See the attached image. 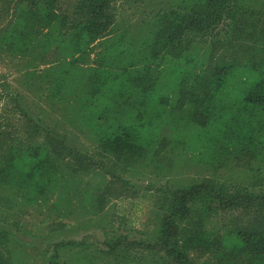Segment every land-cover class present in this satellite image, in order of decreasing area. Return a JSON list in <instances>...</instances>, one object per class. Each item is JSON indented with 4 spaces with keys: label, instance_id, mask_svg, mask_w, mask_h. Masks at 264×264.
<instances>
[{
    "label": "trees",
    "instance_id": "obj_1",
    "mask_svg": "<svg viewBox=\"0 0 264 264\" xmlns=\"http://www.w3.org/2000/svg\"><path fill=\"white\" fill-rule=\"evenodd\" d=\"M61 1L0 0V57L24 67L14 90L0 75V211L14 220L0 226V264L39 248L45 264H68L61 253L80 264H264V190L217 176L237 162L264 161V0H162L135 34L118 25L122 0H74L64 11ZM204 49L208 60L200 61ZM43 102L60 128L34 116ZM73 132L92 151L71 142ZM173 137L213 174L136 200L116 192L117 217L130 215L133 231L134 205L159 219L149 238L117 236L89 251L17 224L28 209L49 212L53 194L76 190L101 160L134 169ZM86 186L81 207L101 214L111 185ZM50 217L42 225L55 224Z\"/></svg>",
    "mask_w": 264,
    "mask_h": 264
},
{
    "label": "rangeland",
    "instance_id": "obj_2",
    "mask_svg": "<svg viewBox=\"0 0 264 264\" xmlns=\"http://www.w3.org/2000/svg\"><path fill=\"white\" fill-rule=\"evenodd\" d=\"M162 0H122L118 4L119 9V27L123 26L127 29H131V34H135L139 27L143 26L144 14L154 10L157 2ZM74 0H62L60 7L61 9L68 10L70 5ZM168 1H165L164 5H167ZM178 3V2H177ZM179 4V3H178ZM136 37V35L134 36ZM196 50V49H195ZM198 51V50H196ZM231 52V51H230ZM222 51H219L216 55L215 60H220ZM232 53V52H231ZM197 54V52H196ZM198 58L201 61L208 60V51L206 49L198 52ZM243 58V57H241ZM213 60V61H215ZM23 64L19 60L13 58H7L6 56L0 57V75L3 77L5 82H8L10 88L14 90L16 86L21 84V70H23ZM237 93V92H235ZM29 101L34 102L32 98ZM41 104V103H40ZM3 104H0V112L2 111ZM47 104L43 102L33 114L41 118L47 125L46 127L50 129L60 128L61 120L58 114H54L52 109ZM34 106L32 107V109ZM263 116V114H262ZM264 118V117H263ZM167 134V133H166ZM165 134V135H166ZM178 139H182L181 136ZM71 142L77 144V146L85 151V149L91 150L93 145L83 136L73 132L70 136ZM171 145L167 144L165 151L156 159L152 161L144 162L143 164L137 166L134 169L122 170L118 166H114L113 163L107 160H101L98 157H93L96 162L99 163L88 173V176H82V182L79 186H74L76 190H71L65 193V196L61 197L57 193H54L48 204L49 212H46L47 206H44L43 210L38 209H28L26 213L19 215L17 224L23 228L26 234H32L38 238H47L54 236V242H61L63 240H71L74 242L83 243L86 250L92 251L95 248H104L106 241L115 238L117 236L127 235L131 241L143 240L149 238L151 234L156 230L159 225V219L155 215L147 213V215L142 214L139 208L135 207L134 202H130L134 205L132 210L134 225L137 229L134 231L127 227L128 219H121L117 217L119 203L116 202L115 197L116 192H128L129 195H134V200L144 192H149V194H156L159 191L175 190L178 188L187 187L193 184L195 181H200L202 178L209 177L213 174L211 169H208L204 165H199L196 162L205 163V159L196 158V154L189 152L188 150L181 148V145L175 137L169 139ZM263 139L261 144H263ZM175 147H178L175 151ZM92 151V150H91ZM178 156L176 154L178 153ZM195 160H197L195 162ZM161 163L159 164L158 162ZM93 172V173H92ZM94 173L100 176H95ZM91 175V177H90ZM223 181L228 182L233 186H256V192L259 189L264 190V161L255 159L248 163L244 161L242 163L237 162L231 168L222 169L219 174H217ZM101 177V178H99ZM104 179V180H102ZM91 182L92 184L98 185L103 188L107 185H111L109 188L112 190V195L106 197V201H110L108 205L101 214L94 215L89 213L87 209L81 207L80 189L87 187L86 185ZM128 184V186L126 185ZM139 194V195H138ZM133 201V200H132ZM118 203V204H117ZM113 204H117L114 207ZM78 207V208H77ZM77 209V213L74 210ZM53 211V213H51ZM74 212V213H73ZM9 212L0 211V226L10 227V224L14 223L9 217ZM51 216V220L56 222L55 224L47 223L42 225V222L46 217ZM137 217L141 219L137 220ZM57 224H63L66 226L59 227ZM132 226V225H130ZM51 228V230H50ZM58 238V239H57ZM35 249V248H34ZM45 250V249H44ZM53 248L48 249L52 251ZM79 252V251H78ZM63 255L61 262L65 260L68 264H80L78 259H73V253H70L66 257ZM47 252L43 251L42 248L37 250L27 249L22 254H19V258H16V264H45L46 263ZM65 258V259H64Z\"/></svg>",
    "mask_w": 264,
    "mask_h": 264
}]
</instances>
